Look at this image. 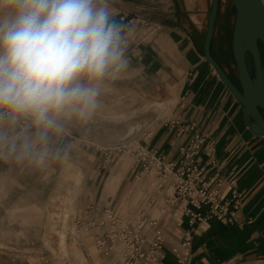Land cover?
Here are the masks:
<instances>
[{"label":"crops","instance_id":"obj_1","mask_svg":"<svg viewBox=\"0 0 264 264\" xmlns=\"http://www.w3.org/2000/svg\"><path fill=\"white\" fill-rule=\"evenodd\" d=\"M159 1L167 3L165 11L171 13L169 19L155 24V32L143 25L122 31L127 63L114 76L140 93L161 89L170 93L174 100L157 102L166 112L170 111L166 119L148 134L139 133L135 137L141 145L156 150L166 161L177 163L182 158L180 148L187 144L193 133L203 134L205 143L196 157L203 180L212 181L209 189L221 194L223 202H229V210L236 213L238 221L223 224L210 214L209 206L196 208L187 200L166 210L165 196H170L173 191L169 186L156 193L155 186L149 184L151 179L145 178L142 180L146 184L141 189L139 183L130 192V186L123 185L125 177L131 179L133 168L120 173V166L115 164L111 169L103 170L98 163L104 157L98 150L90 149L88 144L73 141L69 144L59 137L56 160L60 161V167L67 160L78 163L84 177L82 193L75 195L73 200L74 204L81 201L80 214H70L69 224L72 226L78 215L86 221L104 220L108 210L125 223L135 224L145 217L154 220L163 234L164 242L157 252L159 261L156 264H176L173 249L178 247L185 233L191 236L188 264H264V138L249 130L242 107L204 60L206 31L202 32L199 22L194 19L198 16L191 13L193 1ZM111 18L121 24L117 17ZM123 83L120 82V86ZM115 118L123 120L127 116ZM191 124L193 130L188 128ZM138 127L130 126L124 136ZM208 144L213 146L214 165L207 156L205 147ZM5 153L6 149L0 152V164L6 158ZM2 173L11 175L12 168L5 171L0 166ZM21 185L17 182L16 186ZM229 187L239 193L237 208L230 203ZM184 206L199 214L201 220L191 224L190 217L182 212ZM92 234L90 232L91 239L86 242L91 264H122L120 248L107 258L100 257ZM144 234L150 238L148 228L144 229ZM70 238L76 240L72 229ZM58 247L60 251L59 241ZM65 249L66 253V246ZM51 264H55L54 261Z\"/></svg>","mask_w":264,"mask_h":264},{"label":"rangeland","instance_id":"obj_2","mask_svg":"<svg viewBox=\"0 0 264 264\" xmlns=\"http://www.w3.org/2000/svg\"><path fill=\"white\" fill-rule=\"evenodd\" d=\"M192 1L191 13L198 16V19L193 17L199 22L202 32H205L211 0ZM106 3L111 17L119 19L126 16L146 21L152 23L153 28H157L156 25L166 21V18L169 19L171 14L165 11L167 3L159 0H106ZM180 5L183 7V2ZM234 21L232 1L220 0L211 52L226 73L231 75V80L232 77L237 79L231 51ZM247 60L252 69L250 58L247 57ZM120 82L123 83L114 75L106 76L99 83L97 106L91 116L87 120L75 116L62 118L58 121L61 129L48 133L46 145L36 143L35 129L30 126V122L21 120L11 124L7 117L0 116L5 121L0 124V152L4 149L7 152L0 166L5 171L12 168L11 175L0 174V264H39L40 255H45V264H51L52 261L55 264H91L87 257L90 250L86 245L87 240L91 239L90 232L82 231L83 241L70 238V229L74 227L69 224V216L75 212L80 214L78 207L81 201L77 200L74 204L73 200L75 195L82 193L84 186L80 170L82 166L67 160L60 167V161L56 160L59 137L69 144L71 141L88 144L90 149L105 153L106 156L103 155L104 158L98 163L103 170L111 169L115 164L120 166V173L133 168L131 179L125 177L123 185L130 186V192L136 185L141 184V189L146 184L142 180L145 178L151 179L149 184L153 188L156 186L157 180L150 174L142 173L130 150L137 138L135 136L139 133L148 134L169 114L170 111L166 112L156 103L174 98L165 90L140 93L127 82L120 86ZM120 88L130 90L120 92ZM121 116L127 118H115ZM130 126L139 127L124 137ZM26 140L30 146L28 149L23 147ZM33 144L34 148L31 147ZM41 150H45L43 162L39 159ZM17 182L22 184L21 187L16 186ZM60 235L65 237L66 253V249L60 248L59 251ZM81 242L84 246L80 245ZM117 248H120L121 254L122 245Z\"/></svg>","mask_w":264,"mask_h":264},{"label":"clouds","instance_id":"obj_3","mask_svg":"<svg viewBox=\"0 0 264 264\" xmlns=\"http://www.w3.org/2000/svg\"><path fill=\"white\" fill-rule=\"evenodd\" d=\"M125 47L106 0H0V116L30 122L46 145L62 118L91 116L99 83L126 66Z\"/></svg>","mask_w":264,"mask_h":264},{"label":"built area","instance_id":"obj_4","mask_svg":"<svg viewBox=\"0 0 264 264\" xmlns=\"http://www.w3.org/2000/svg\"><path fill=\"white\" fill-rule=\"evenodd\" d=\"M119 21L122 31L133 28L136 24L143 25L150 32L156 30L149 22L126 16H121ZM193 127L191 124L188 128L193 130ZM133 143L130 151L135 163L142 173L150 174L157 180L156 193H159L165 186H169L173 190L170 196H165L166 210L177 207L182 200H187L196 208H200L202 205L209 206L210 214L223 224H233L238 221L236 213L229 210V202H223L221 194L209 189L212 181L203 180L202 169L196 162V157L205 143L203 134L197 131L193 133L187 144L180 148L182 158L177 163L166 161L164 157L157 154L156 150L141 145L138 139ZM205 148L211 164L214 165L212 144H208ZM101 154L106 156L103 152ZM229 189L232 195L230 203L233 208H237L239 193L235 188L229 187ZM182 212L190 217L191 224L195 220H201L199 214L193 213L186 206L182 208ZM73 227L75 239L79 241H83L81 238L83 230L93 232L94 246L102 258H107L121 244L122 264H156L159 261L157 252L162 249L164 239L154 220L144 217L135 224L125 223L108 210L106 218L96 222L86 221L81 216H77ZM145 228L150 230V238L148 234H144ZM80 245L84 246V243L81 242ZM190 245L191 236L189 233H185L178 247L173 249L176 254V264H188L191 255ZM44 258L45 255H40L41 262L39 264L47 263Z\"/></svg>","mask_w":264,"mask_h":264},{"label":"water","instance_id":"obj_5","mask_svg":"<svg viewBox=\"0 0 264 264\" xmlns=\"http://www.w3.org/2000/svg\"><path fill=\"white\" fill-rule=\"evenodd\" d=\"M231 1L235 11L231 51L239 87L211 53L220 0H211L203 43V58L242 107L244 121L249 130L254 135L264 138V1ZM247 57L252 63L251 70Z\"/></svg>","mask_w":264,"mask_h":264},{"label":"bare ground","instance_id":"obj_6","mask_svg":"<svg viewBox=\"0 0 264 264\" xmlns=\"http://www.w3.org/2000/svg\"><path fill=\"white\" fill-rule=\"evenodd\" d=\"M135 130H133L131 133L126 134L124 137H127V136L131 135ZM64 238H65L64 235H60L59 236V240H58L59 241V246L62 249H65V239Z\"/></svg>","mask_w":264,"mask_h":264},{"label":"flooded vegetation","instance_id":"obj_7","mask_svg":"<svg viewBox=\"0 0 264 264\" xmlns=\"http://www.w3.org/2000/svg\"><path fill=\"white\" fill-rule=\"evenodd\" d=\"M232 7H233V4H232ZM233 9H234V7H233ZM260 50H261V53H262V49H261V45H260ZM250 69V68H249ZM251 70V69H250ZM230 78H231V76H230ZM232 81L234 82V84H236V86H238L239 87V85H238V82H237V79L236 78H233L232 77Z\"/></svg>","mask_w":264,"mask_h":264},{"label":"trees","instance_id":"obj_8","mask_svg":"<svg viewBox=\"0 0 264 264\" xmlns=\"http://www.w3.org/2000/svg\"><path fill=\"white\" fill-rule=\"evenodd\" d=\"M211 47H212V44H211ZM212 53V52H211ZM213 57L215 58V60L221 65V63L218 61V59L213 55ZM222 66V65H221ZM229 76V78H230V74L228 75ZM231 79V78H230Z\"/></svg>","mask_w":264,"mask_h":264}]
</instances>
